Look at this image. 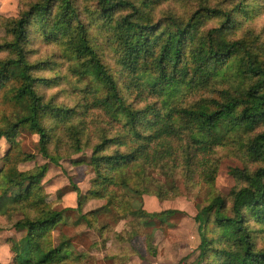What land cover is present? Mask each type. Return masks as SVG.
Wrapping results in <instances>:
<instances>
[{"label":"trees","instance_id":"1","mask_svg":"<svg viewBox=\"0 0 264 264\" xmlns=\"http://www.w3.org/2000/svg\"><path fill=\"white\" fill-rule=\"evenodd\" d=\"M249 1L252 0H220L212 4L211 0H194V9L183 14L168 10L155 19L156 0H93L94 7L89 8L95 17L92 22L97 33L103 32L102 36L111 43L118 70H111L105 61L108 54L101 50V43L97 40L92 43L88 24L80 22L75 0L28 3L17 18L3 19L1 24L6 37L0 43V52L7 51L11 57L0 61V88L11 80L16 82L4 90V95L21 107V115L12 125L0 128V139L25 128L39 136L41 155L52 160V125L63 116L76 113L74 109L46 102L40 92L39 87L49 86L50 81L34 74L26 49L30 27L37 24L46 38L68 36L71 54L85 60L82 74L104 91V96L93 95L84 101L86 108L98 113L101 124L107 118L110 120L111 113L115 121L111 132L99 131L98 143L92 148L91 166L97 180L103 177L102 170L108 174L140 163L146 168L149 158L153 161L165 150V154L178 149L185 152V145L188 166L196 169L198 165L205 172L208 169L205 155L228 131L264 126V40L253 31L231 38L237 16L246 19L253 11ZM207 21L216 24L204 28ZM114 42L117 51L113 49ZM237 60L241 80L237 88L228 90L220 99L205 98L179 106L176 96L179 88L205 87L221 74L218 67ZM141 73L146 76L150 91L135 85V76ZM145 92L159 100L150 102L148 98L152 96L146 94V103L140 107ZM132 93L136 94V101L128 102ZM118 114L125 123L118 120ZM84 121L81 125L86 124ZM70 129H76L77 135L82 133L75 126ZM243 148L259 166L254 171L232 170L242 184L225 199L214 196L198 211L194 219L200 236L197 264H264V245L256 235L264 232V129ZM200 154L204 155L202 159L198 157ZM29 159L30 156H25V161ZM12 168L10 186L19 188L27 184L16 201L28 196L47 170L42 166L20 173ZM60 216L58 212L43 211L35 218H26L27 234L12 246L15 264L78 261V257L65 253L67 245L52 250L46 238V233L59 224ZM208 225L212 226V232L218 233V238L210 239ZM255 226L259 229L255 230Z\"/></svg>","mask_w":264,"mask_h":264},{"label":"rangeland","instance_id":"2","mask_svg":"<svg viewBox=\"0 0 264 264\" xmlns=\"http://www.w3.org/2000/svg\"><path fill=\"white\" fill-rule=\"evenodd\" d=\"M35 1L0 0V43L6 37L2 20L17 18L28 3ZM75 1L80 9V22L88 24L92 43L94 40L101 43V50L108 54L105 61L111 70H118V59L113 55L111 43L102 36L103 32L102 35L97 33L96 24L92 22L95 17L89 8L94 7L93 0ZM218 1L211 0L212 4ZM156 2L155 19L168 13V10L183 14L194 5V0ZM249 4H252L253 11L246 19L237 16L238 23L231 38L253 31L254 35H261L264 40V0H252ZM215 24L214 21H207L204 28ZM30 30L26 43L28 60L33 64L37 77L50 81L49 86L39 87L42 96L46 102L59 108L74 109L76 113L63 116L52 125V133L49 130L52 160L41 155L39 136L25 128L11 133L7 139H0V264H15L12 246L27 234L24 221L41 215L43 211L61 213L59 224L46 233L52 250L67 245L65 253L79 258L78 261L60 260L56 264H134L132 257L139 259L138 264H197L200 236L195 216L214 196L225 199L242 184L231 173L232 170L254 171L259 166L258 161L244 153L243 145L264 126L228 131L225 138L216 141L205 155L208 168L205 172H201L198 165L196 169L188 166L189 153L185 145V152L178 149L172 154H165V150L155 160L149 158L146 168L140 163L108 174L102 170L103 177L97 180L91 166L92 148L98 143L100 132H111L115 121L111 113L108 116L110 120L107 118L101 124L98 113L86 108L84 101L90 100L93 95L102 97L104 91L90 77L82 74L85 60L71 54L67 47L68 36L46 38L40 34L43 31L37 24H32ZM116 44L113 43L115 51ZM9 57L7 51L0 52V61ZM238 65L237 60L218 67L221 74L205 87L190 85L179 88L176 92L179 106L205 98L220 99L228 90L237 88L241 82ZM141 75L134 77L135 85H142L144 90L150 91L151 88L146 87V76ZM14 83L11 80L0 88L1 129L12 125L21 115V107L4 95V90ZM146 94L150 93H143L138 104L140 107L146 103ZM149 96H152L148 98L150 102L159 100L153 94ZM127 101L135 102L136 94L132 93ZM117 118L124 122L121 114ZM81 121L86 124L81 125ZM72 126L82 133L77 135L76 129H70ZM25 156L31 159L25 161ZM198 157L202 159L204 155ZM42 166H46L47 170L38 186L28 196L24 195L16 201V196L27 184L19 188L10 186L8 178L12 167L24 173ZM207 228L210 239L218 238V233L211 231V225ZM258 229L255 226V230ZM256 235L260 244L263 242L264 245V232Z\"/></svg>","mask_w":264,"mask_h":264},{"label":"crops","instance_id":"3","mask_svg":"<svg viewBox=\"0 0 264 264\" xmlns=\"http://www.w3.org/2000/svg\"><path fill=\"white\" fill-rule=\"evenodd\" d=\"M153 254H154V253H153ZM153 254H152V255H153ZM158 257H159V255H158ZM158 259H160V257H159ZM138 260H139L138 258L135 260L134 257H132L131 262H134V264H138V263H139ZM140 261H141V260H140ZM166 261H169V260H166ZM169 263H170V262H169ZM123 264H130V263H129V262H126V263H123Z\"/></svg>","mask_w":264,"mask_h":264}]
</instances>
